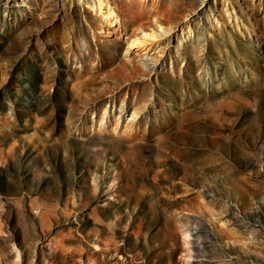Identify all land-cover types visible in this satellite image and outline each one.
I'll return each mask as SVG.
<instances>
[{
    "label": "rangeland",
    "instance_id": "obj_1",
    "mask_svg": "<svg viewBox=\"0 0 264 264\" xmlns=\"http://www.w3.org/2000/svg\"><path fill=\"white\" fill-rule=\"evenodd\" d=\"M106 2L0 0V264H264V0Z\"/></svg>",
    "mask_w": 264,
    "mask_h": 264
},
{
    "label": "bare ground",
    "instance_id": "obj_2",
    "mask_svg": "<svg viewBox=\"0 0 264 264\" xmlns=\"http://www.w3.org/2000/svg\"><path fill=\"white\" fill-rule=\"evenodd\" d=\"M92 8L96 9L98 14L102 16L103 21L105 23L111 24V25H117L120 23L119 16L117 15L113 7L109 3L106 2V0H94ZM167 28H165L161 24V25H158L157 29L152 28L150 31L141 30L138 34L129 38L128 40L129 51L138 52V50H142L143 53L146 52V47H147L146 44L156 41L160 35L168 34L169 30Z\"/></svg>",
    "mask_w": 264,
    "mask_h": 264
}]
</instances>
